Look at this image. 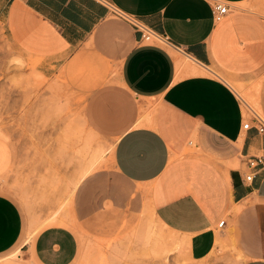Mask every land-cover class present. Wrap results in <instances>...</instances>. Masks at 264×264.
Returning a JSON list of instances; mask_svg holds the SVG:
<instances>
[{"label":"crops","instance_id":"obj_1","mask_svg":"<svg viewBox=\"0 0 264 264\" xmlns=\"http://www.w3.org/2000/svg\"><path fill=\"white\" fill-rule=\"evenodd\" d=\"M217 1L229 8L220 20ZM112 10L167 44L139 42ZM0 30L42 73L78 75L86 121L113 143L114 175L147 191L159 224L188 240L192 258L207 257L220 231L242 264H264V135L242 129L251 114L234 91L258 85L264 113L263 0H0ZM254 157L263 164L251 170L246 160ZM12 159L0 137V177ZM29 237L20 207L0 192V257H77L68 227Z\"/></svg>","mask_w":264,"mask_h":264},{"label":"rangeland","instance_id":"obj_2","mask_svg":"<svg viewBox=\"0 0 264 264\" xmlns=\"http://www.w3.org/2000/svg\"><path fill=\"white\" fill-rule=\"evenodd\" d=\"M42 70L36 60L16 53L0 30V137L13 152L0 192L20 207L27 238L51 226L48 220L55 216L54 225L70 228L78 239L72 264H242L220 231L221 245L203 259L192 258L183 247L162 253L182 238L159 224L144 188L114 175L113 143L86 121L78 75L64 80ZM234 91L264 118L256 86L244 91L234 85ZM14 252L0 257V264H25Z\"/></svg>","mask_w":264,"mask_h":264},{"label":"built area","instance_id":"obj_3","mask_svg":"<svg viewBox=\"0 0 264 264\" xmlns=\"http://www.w3.org/2000/svg\"><path fill=\"white\" fill-rule=\"evenodd\" d=\"M228 13H229V8L222 2L217 1L213 4L212 14L215 20H220L221 18L225 17ZM112 14L119 19H123L131 23L134 26L135 30L140 34L139 42H143V43H156L157 42V43L167 44V40L165 37L157 35L153 33L152 31L146 29L145 27L137 23L135 20L127 17L120 11L112 10ZM248 110L250 111L251 120L253 121L254 125L251 124V120H248L247 122L244 123L242 129L244 131L255 129V131L259 135H264V118L260 117L258 114H256L252 110L250 109ZM262 164H263L262 158L254 157V158H249L246 160V166L251 170H255L257 167L261 166ZM252 176H253V172L249 173L245 177V180L247 182L251 181ZM223 224H224V221L222 220L218 223V227H222Z\"/></svg>","mask_w":264,"mask_h":264},{"label":"bare ground","instance_id":"obj_4","mask_svg":"<svg viewBox=\"0 0 264 264\" xmlns=\"http://www.w3.org/2000/svg\"><path fill=\"white\" fill-rule=\"evenodd\" d=\"M17 60H18V59H17ZM15 61H16V60H15ZM19 61H20V60H19ZM19 61H18V62H19ZM184 61H185V60H184ZM180 62H181V61H180ZM180 62H179V63H180ZM33 63H34V62H33ZM183 64H184V62H183ZM19 65H20V64H19ZM20 66H21V65H20ZM186 67H187V66H186ZM190 68H191V66H190ZM201 69H202V68H201ZM190 72H191V73H194V74H196V73L198 74L199 71H197V70H195L194 68H192ZM36 73H37V71H36ZM30 75H31V73H30ZM40 75H41V74H40ZM36 76H37V75H36ZM38 76H39V75H38ZM256 90L258 91V85H256ZM250 94H251V93H249V96H251ZM253 94H254V93H253ZM252 96H253V95H252ZM253 97H254V96H253ZM240 98H241V97H240ZM255 99H256V98H255ZM242 101H244V100L242 99ZM253 101H254V100H253ZM255 101H256V100H255ZM244 104H246V105H245L246 107H245L244 105H243V106H244L246 109H248L249 107L247 108L248 105H247V103H246L245 101H244ZM256 104H257V103H256ZM51 106H52V105H51ZM256 106H257V105H256ZM59 107H60V105H59ZM245 108H244V109H245ZM63 109H64V108H63ZM57 110H58V109H57ZM51 112H52V111H51ZM55 112H56V111H55ZM68 126H69V125H68ZM66 127H67V126H66ZM89 131H90V130H89ZM73 132H74V131H73ZM74 135H75V134H74ZM64 136H65V135H64ZM71 136H72V135H71ZM65 138H66V137H65ZM81 144H82V143H81ZM69 147H70V146H69ZM103 150H104V148H103ZM106 151H107V150H106ZM91 152H92V151L90 150V154H91ZM93 152H94V151H93ZM94 153H95V152H94ZM92 155H93V154H92ZM95 155H96V154H95ZM98 155H99V154H98ZM99 156H100V155H99ZM94 158H96V156H95ZM98 158H100V157H98ZM98 158H97V159H98ZM90 159H92V158H90ZM90 159H89V161H90ZM87 161H88V160H87ZM94 161H95V160H94ZM92 162H93V160H92ZM92 162H90V163L92 164ZM98 162H99V161H98ZM101 162H102V161H101ZM94 163H95V162H94ZM92 165H93V164H92ZM92 165H91V167H92ZM94 170H95V169H94ZM90 171H91L90 167L87 168V169L84 171V173L82 174V179H83L84 177H86V176L90 173ZM79 176H80V175H79ZM78 179H79V178H78ZM78 182H79V181H78ZM73 190H74V189H73ZM69 192H70V191H69ZM69 195H70V193H69ZM68 202H69V201H68ZM69 203H71V202H69ZM69 206H70V204H69ZM54 218H55V216H54L53 218H51L50 220H48L49 225H54V224H55V219H54ZM29 238H30V237H29ZM181 238H182V237H181ZM184 238H185V237H183L182 239L184 240ZM222 239H223V238H222ZM26 240H28V238H27ZM183 240L180 241L181 243H178V244H176V245L174 244V248H173V249H171V250L161 249V252L165 254V253H170V252L175 251V250L179 251L182 247H183V249H185L186 252H187V251H188V250H187V247H188V246H187L186 244L188 243V242H187L188 240L186 241V244H185V242H184ZM185 240H186V239H185ZM158 241H159V240H158ZM160 241H161V240H160ZM25 242H27V241H25ZM218 242H219V237H218V241H216V245H221V240H220V243H218ZM222 242H223V241H222ZM170 243H171V242L169 241V244H170ZM223 243H226V242L224 241ZM229 243H231V242H229ZM226 244H227V243H226ZM231 244H232V243H231ZM155 245H160V244H155ZM227 245H228V244H227ZM160 246H161V245H160ZM160 246H159V247H160ZM159 247H157V248H159ZM164 247H165V246H164ZM225 247H226V246H225ZM228 247H229V246H228ZM159 249H160V248H159ZM234 249H235V248H234ZM234 249H233V250H234ZM163 250H164V251H163ZM185 250H184V251H185ZM188 252H189V251H188ZM186 254H187V253H186ZM236 254H237V253H236ZM160 255H161V254H160ZM166 255H167V254H166ZM183 255H184V252H183ZM238 255H239V253H238ZM187 256H188V255H187ZM183 257H184V256H183ZM240 257H242V256L240 255ZM165 262H166V261H165Z\"/></svg>","mask_w":264,"mask_h":264}]
</instances>
